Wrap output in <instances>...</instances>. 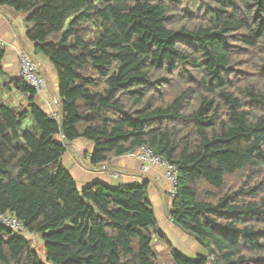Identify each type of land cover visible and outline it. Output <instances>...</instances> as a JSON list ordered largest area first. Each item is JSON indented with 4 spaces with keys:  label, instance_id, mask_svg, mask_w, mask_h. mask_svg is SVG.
<instances>
[{
    "label": "trees",
    "instance_id": "obj_1",
    "mask_svg": "<svg viewBox=\"0 0 264 264\" xmlns=\"http://www.w3.org/2000/svg\"><path fill=\"white\" fill-rule=\"evenodd\" d=\"M56 71L60 120L0 53V264H264V0H0ZM23 15V14H22ZM25 97L6 98L15 90ZM31 123L24 129L27 120ZM62 135L64 142L56 139ZM91 166L146 145L178 166L169 216L196 239L177 251L149 180L81 188L67 143ZM114 170V169H112Z\"/></svg>",
    "mask_w": 264,
    "mask_h": 264
},
{
    "label": "crops",
    "instance_id": "obj_2",
    "mask_svg": "<svg viewBox=\"0 0 264 264\" xmlns=\"http://www.w3.org/2000/svg\"><path fill=\"white\" fill-rule=\"evenodd\" d=\"M20 15V17L14 16V11L11 9H0V38L10 43V45L4 50V67L10 76L15 77L19 75V59L16 48L23 50L24 47L28 51L31 50L34 52L33 50L35 47V43L28 41L25 37L26 25L20 21H24V16L22 14ZM35 58H39V56ZM39 59L43 61V66L48 70L50 77L54 79V82H51L52 78H49V82L52 84V92L50 93L47 89L43 94H40L41 98L39 102L48 112L59 110L55 102L56 98L60 97L57 91L58 82L55 68L50 60L48 61L44 58ZM7 95H11V98H15L17 101L23 100L25 97L22 93L17 92L16 89ZM68 144H70V146L73 144V149L76 152L79 154H86V156L88 153L92 152L94 147V144L86 139H78ZM138 152L139 150L125 156L115 158L110 165V167L114 170L108 168L104 169L101 167L94 168L91 164L88 166L77 160L75 153L69 151L68 147L63 155L66 157V163L64 160L63 162L73 174L81 188L96 180H101L112 185H119L121 183H129L144 179L149 180V190L153 192L151 195L153 201L155 200L159 206L162 205L161 209H163V205L166 208L170 183L166 177L165 170L159 166H150L149 169L145 170V163L139 159L138 156H136V153ZM81 157L82 156L80 155V158ZM161 221L163 225H167L166 228L169 231L168 233L172 232L178 239V242L181 243L185 241L188 243V247H185L187 248L188 254H198L203 251V248L199 245V243L193 237L191 238V236L184 232L180 227L174 224L170 216H166L164 211H162ZM189 245H194V250H191Z\"/></svg>",
    "mask_w": 264,
    "mask_h": 264
},
{
    "label": "built area",
    "instance_id": "obj_3",
    "mask_svg": "<svg viewBox=\"0 0 264 264\" xmlns=\"http://www.w3.org/2000/svg\"><path fill=\"white\" fill-rule=\"evenodd\" d=\"M14 25V23H13ZM10 43L2 38H0V53L8 47ZM18 52L19 59V76L26 80L28 86L35 89L38 93L43 94L48 89V84L46 78L41 75L40 71L43 67V61L39 58H30L26 52L16 48ZM59 110L49 112L50 118H55L60 120L59 111L61 110V98H56L55 100ZM92 152L87 154V158L90 160ZM139 159H141L145 165L144 169H149L150 166H159L164 168L166 177L170 183L169 194H171V201L175 198L178 193L179 188V176H178V166L174 163L169 162L163 156L158 155L155 151L144 145L136 153ZM0 224H3L16 232L31 235L36 237V234L30 233L22 221L14 214L6 211H0Z\"/></svg>",
    "mask_w": 264,
    "mask_h": 264
},
{
    "label": "rangeland",
    "instance_id": "obj_4",
    "mask_svg": "<svg viewBox=\"0 0 264 264\" xmlns=\"http://www.w3.org/2000/svg\"><path fill=\"white\" fill-rule=\"evenodd\" d=\"M22 14H23V16H24V19H26L27 18V16H28V14L27 13H25V12H23L22 11ZM14 16H18V17H20L21 15L18 13V12H14ZM23 24H25L24 23V21L23 20H20ZM23 50H24V52H26L27 54H28V56L30 57V58H35V57H37V55L36 54H34V52H32L31 50H27L26 48H24L23 47ZM34 51V50H33ZM39 58H41V59H47L45 56H42V55H40L39 56ZM48 61H49V59H47ZM40 73H41V75L42 76H44V78H46V80H47V84H48V90H49V92L51 93L52 92V87H51V82H54V79L52 78V77H50V74H49V72H48V70L46 69V67H42V69H41V71H40ZM49 78L51 79V82H49ZM40 94L41 93H38V95H37V100H39L40 101ZM6 98H11V95H6L5 96ZM13 99H15V98H13ZM16 100V99H15ZM30 123H31V121L28 119L26 122H25V124H24V129L26 128V127H28L29 125H30ZM56 139L57 140H59L60 142H64V139L62 138V135L61 134H58L57 136H56ZM67 147H68V150L69 151H71L72 153H75V156H76V159L77 160H79L80 162H82V163H84V164H86V165H88L89 166V164H91V162H90V160L87 158V156H86V154H79L78 152H76L74 149H73V144H72V146H70V144H68L67 143ZM74 150V151H73ZM80 155L82 156L81 158H80ZM63 160H64V162L66 163V157L65 156H63ZM63 162V163H64ZM150 191V190H149ZM153 194V192H151L150 191V193H149V196H150V198H151V201H152V208L156 211V214H157V216H158V218H159V222H160V224H161V227L163 228V230H164V232H166L167 233V236L169 237V239L175 244V247H176V249H177V251H179V252H181V253H184V254H188V251H187V248H185V247H188V243L187 242H178V239L175 237V235L172 233V235H171V233H168L169 231L167 230V225L166 224H164L163 225V223H162V221H161V217H162V211H164V213H165V215L166 216H169V211H170V209H171V194H169L168 195V199H167V205H166V208H165V206L163 205V209H161V206H159V204L157 203V202H155V200L153 201V198H152V195ZM29 236H31V235H29ZM189 236H191V235H189ZM36 238V242H37V244H36V249L39 251V253L42 255V256H44V240H43V238H42V236L41 235H38L37 237H35ZM192 238V237H191ZM196 240V239H195ZM181 241V240H180ZM197 241V240H196ZM198 242V241H197ZM199 243V242H198ZM200 245V244H199ZM154 246H155V250H156V252H157V254H158V264H175L174 262H173V260H172V255H171V252L169 251V249L167 248V247H165L164 245H163V243L162 242H160V241H157L155 244H154ZM201 246V245H200ZM189 247H190V249L191 250H194V248H195V246L194 245H189ZM196 251V250H195ZM196 253V252H195ZM189 255V257H191V258H197L198 256V254H188Z\"/></svg>",
    "mask_w": 264,
    "mask_h": 264
}]
</instances>
